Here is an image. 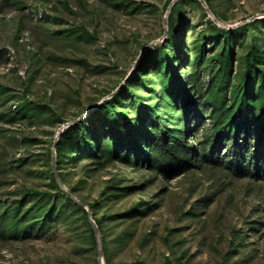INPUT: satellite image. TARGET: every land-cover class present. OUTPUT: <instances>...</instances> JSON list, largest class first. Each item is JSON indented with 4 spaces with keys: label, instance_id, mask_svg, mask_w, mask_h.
Listing matches in <instances>:
<instances>
[{
    "label": "rangeland",
    "instance_id": "374dc122",
    "mask_svg": "<svg viewBox=\"0 0 264 264\" xmlns=\"http://www.w3.org/2000/svg\"><path fill=\"white\" fill-rule=\"evenodd\" d=\"M173 1L0 0V264H264V0Z\"/></svg>",
    "mask_w": 264,
    "mask_h": 264
},
{
    "label": "water",
    "instance_id": "95a60500",
    "mask_svg": "<svg viewBox=\"0 0 264 264\" xmlns=\"http://www.w3.org/2000/svg\"><path fill=\"white\" fill-rule=\"evenodd\" d=\"M176 1H177V0H174V1L172 2L171 7L174 6V4L176 3ZM201 1H202V3L207 7L208 12L211 13V10H210V8L208 7V4H207L206 0H201ZM165 21H166V18H165ZM77 121H78V120L74 121V123L77 122ZM69 124H70V123H67L66 125H69ZM63 131H64V129L62 128L60 132H63ZM60 134H61V133H59L58 136H59ZM58 141H59V137H57V139H56L55 142H54V152H56V151H55V148H56V146H57ZM54 159H55V156H54ZM54 174H55L56 176L59 174V171H58V169L56 168L55 164H54ZM69 193H70V191H69ZM70 195H71V197H72L77 203L82 204V201H81V200H79V199L73 197V195H72L71 193H70ZM87 212H88L87 214H88L89 220H90V222H91V224H92V227H93V230H94V232H95V235L97 236V239H98V247H99V251H100L101 253H103V252H104V245H103V241H102V238H101V235H100V228H99L98 224L96 223V221L93 219V217H92V215H91V210H90V208L87 209Z\"/></svg>",
    "mask_w": 264,
    "mask_h": 264
},
{
    "label": "trees",
    "instance_id": "16d2710c",
    "mask_svg": "<svg viewBox=\"0 0 264 264\" xmlns=\"http://www.w3.org/2000/svg\"><path fill=\"white\" fill-rule=\"evenodd\" d=\"M87 215H88V214H87ZM95 221H96V223L98 224V226H99V228H100V230H101V226H100L99 221H98L97 219H95ZM103 245H104V249H105V244L103 243Z\"/></svg>",
    "mask_w": 264,
    "mask_h": 264
}]
</instances>
